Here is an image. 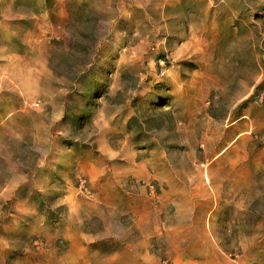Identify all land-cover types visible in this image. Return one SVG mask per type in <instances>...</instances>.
Wrapping results in <instances>:
<instances>
[{"label": "rangeland", "instance_id": "1", "mask_svg": "<svg viewBox=\"0 0 264 264\" xmlns=\"http://www.w3.org/2000/svg\"><path fill=\"white\" fill-rule=\"evenodd\" d=\"M0 264H264V0H0Z\"/></svg>", "mask_w": 264, "mask_h": 264}]
</instances>
